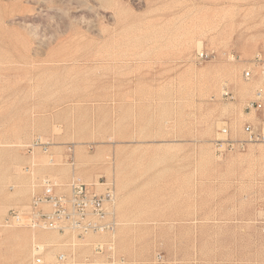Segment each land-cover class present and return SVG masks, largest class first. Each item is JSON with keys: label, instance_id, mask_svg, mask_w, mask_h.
<instances>
[{"label": "rangeland", "instance_id": "374dc122", "mask_svg": "<svg viewBox=\"0 0 264 264\" xmlns=\"http://www.w3.org/2000/svg\"><path fill=\"white\" fill-rule=\"evenodd\" d=\"M259 51L264 0H0V264H264V142L228 146ZM45 176L111 188L115 232L4 226Z\"/></svg>", "mask_w": 264, "mask_h": 264}, {"label": "built area", "instance_id": "2783aa9c", "mask_svg": "<svg viewBox=\"0 0 264 264\" xmlns=\"http://www.w3.org/2000/svg\"><path fill=\"white\" fill-rule=\"evenodd\" d=\"M203 56V54L201 55ZM244 77L250 80L254 77L264 79V51L257 52L244 69ZM248 107L264 108V86L256 91V98ZM247 138L239 141H229L230 148H240L248 142H264V130H258L251 125L245 126ZM228 133V128L222 130ZM35 146H41L46 151L49 141L38 136L34 140ZM58 181L50 176L40 179L34 187L31 202L27 209H11L4 219L6 227H27L32 230H52L70 232L79 237L87 234L114 233L117 226L115 198L111 188L99 192L91 184L84 182L80 177L73 176L61 189ZM113 249V242L109 243ZM65 254L57 256L58 263H64ZM31 264H46L40 247H36Z\"/></svg>", "mask_w": 264, "mask_h": 264}]
</instances>
